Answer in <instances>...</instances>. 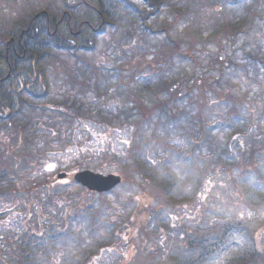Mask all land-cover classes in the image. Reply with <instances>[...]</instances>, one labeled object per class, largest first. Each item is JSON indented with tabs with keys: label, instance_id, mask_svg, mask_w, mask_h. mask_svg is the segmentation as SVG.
<instances>
[{
	"label": "trees",
	"instance_id": "trees-1",
	"mask_svg": "<svg viewBox=\"0 0 264 264\" xmlns=\"http://www.w3.org/2000/svg\"><path fill=\"white\" fill-rule=\"evenodd\" d=\"M23 1L19 7L0 0V128L26 135L17 152L0 149V165L5 154L18 156L25 170L42 165L47 147L28 135L26 111L46 112L42 102L58 85H81L96 98L56 107L70 128L129 127L133 134L127 153H104L101 167L112 166V156L124 170L123 183L109 194L47 179L23 192L1 186L0 174V197H23L28 212L22 231L0 237V264H92L120 242L128 250L118 264H264V86L256 81L252 98L235 85L242 74L250 80L239 57L264 73V61L247 51L262 38L264 0ZM166 9L172 24L154 30L152 21L157 25ZM160 37L163 44L152 51L133 47L148 49ZM106 45L115 65L96 61ZM77 73L84 78L77 81ZM114 101L118 116L105 117V103ZM86 160L74 161L73 169L88 171ZM122 191L138 194L120 202L128 216L113 221L105 198L120 200ZM63 198L74 199L71 210L48 218L44 201ZM184 214L198 221L189 224ZM175 231L180 238H171ZM156 238L160 248L149 253L147 243Z\"/></svg>",
	"mask_w": 264,
	"mask_h": 264
},
{
	"label": "rangeland",
	"instance_id": "rangeland-1",
	"mask_svg": "<svg viewBox=\"0 0 264 264\" xmlns=\"http://www.w3.org/2000/svg\"><path fill=\"white\" fill-rule=\"evenodd\" d=\"M8 1V0H7ZM36 1V3L41 2L45 3L44 0H32ZM177 0H171V3H175ZM191 1V0H190ZM14 4H17L19 7L26 6V2L23 0H13ZM2 7L5 8V3L3 2L0 4ZM16 6V5H15ZM141 7V6H140ZM206 12L209 10L206 9ZM173 11L171 12L170 9H166V12L162 15V17H159L157 22V25H153V22H156L155 20L152 21L151 26L156 31H159L163 26H169L173 22ZM198 29H200V26H197ZM178 30V29H177ZM181 33V32H179ZM260 38L258 41L255 40V47H248L247 51L254 57H259L261 60L264 61V31L262 34L259 35ZM164 37V36H163ZM163 37H160L159 39H151L149 40L150 47L146 46L148 49H143L142 45L140 43H136L133 45L135 50L139 52H143L142 50L146 51H152L153 46H160L163 44L162 39ZM174 38L175 35H173ZM106 41V44H110L111 38L107 36L104 38ZM239 41H242V38H240ZM106 46H101L99 49L100 54H98V57L96 58V61L99 62L103 61L102 64L104 66H108L106 63L115 65V57L109 53V56L106 55L105 49ZM243 41L239 43L238 46H242ZM145 47V46H144ZM209 52H215V49L212 47H209ZM108 53V52H107ZM141 53V54H143ZM241 56V55H239ZM63 60L66 59V56H61ZM93 59V58H90ZM105 59V60H104ZM205 57L201 58V62H205ZM98 62V63H99ZM238 62L240 64L246 65L247 70L249 72V78L250 80H247L245 76L242 74L240 78H238L235 81V85L239 86V94H244L246 92H250V96L252 98H256L259 94L258 88L256 86V81L260 82L264 86V73L263 70L254 67L249 62L245 61L241 57H239ZM73 65V63H71ZM262 70V71H261ZM88 74V73H87ZM77 81H80L84 78L83 75L80 73H77ZM146 78L150 77V74L148 72L145 73ZM87 77V76H86ZM89 77H92V74H89ZM168 79V78H167ZM249 82V86L248 83ZM160 82L157 83V88L160 87ZM81 86V85H77ZM72 88L70 86H61L58 85L53 90L51 97L46 100L45 102H42L44 108H47V111H38V113H35L34 115L30 114L31 112L26 111L28 113L27 116L30 117V119L26 120L32 121V125L29 127L28 135H36L39 140L41 141V144L39 145L42 147V144H46L47 150L44 152V161L42 162V165H36L34 169L25 170L28 167L19 166V158L18 156H12L5 154L4 158L6 160L5 164L0 165V174H4L6 177L1 182V186L5 187H11V189H17L21 191H25L28 187L30 188V184L36 183V182H42L44 179H47L50 182L55 181V177L58 174H67L68 180L63 181L65 183L73 182V178L79 174L83 173L87 170H80L79 172L73 169L74 161L83 162V160H86V165L89 166L88 171L99 174L102 176H121V172H123V167L114 159L112 158L115 163L112 166L104 165L102 166L103 157L105 152H109L111 154L116 155H123L127 153L126 149V142L131 138L133 134V130L129 127L127 128H119L117 130L109 129L105 126H100L97 124H74L73 128H70L69 125L65 124L63 122V119L55 113L56 107H64V105H73L74 103L73 98H77L78 101L80 99H84L87 104L89 102H95L96 98L94 94L91 91L88 90H81L80 87ZM38 104V103H36ZM46 105V106H45ZM106 107H103L105 109L104 116H118V110L120 109L119 103L109 102V104L105 103ZM41 107V106H40ZM26 122H22V124H25ZM21 124V125H22ZM127 126V124H126ZM120 130V131H118ZM26 136V135H25ZM23 134L18 133L17 131H11L6 128L1 127L0 128V149L3 151V148H11L13 147V151L17 152V148L22 147L23 139L26 138ZM72 137V139H70ZM44 138V139H42ZM101 138L104 139L103 143L101 142ZM71 141H73V144H71ZM246 141L248 146H250V143ZM102 143V144H101ZM174 143L178 146L180 145V141L178 139H175ZM19 150V149H18ZM83 150V151H81ZM4 155V154H3ZM83 156V158H82ZM85 162V161H84ZM54 165L56 166L55 173H49L46 171V168L48 165ZM97 169V170H96ZM10 181L13 183L11 184ZM63 183L62 185H64ZM128 191H122L118 195L120 200L117 199L115 195H110L105 198L106 202L112 206V208L115 210L113 216H111V219L113 221H119V216H121V219H124L128 216V213H125L123 211V208L120 207V202H127L131 196L138 193L133 194H127ZM74 198H76L74 196ZM74 199L69 198H63L61 200L50 202L48 200H45L43 203L42 210L45 212V214L48 215V218L50 216L56 217L59 216L61 213H64V211H70L71 210V203ZM25 205V202L23 200V197H12L6 196L5 198L0 197V237L3 238H13V235L18 234L19 231H22L24 229V220L28 214L27 211L23 210V206ZM202 206L201 203L199 206L200 212H202ZM64 210V211H63ZM47 212V213H46ZM39 214L38 211L35 212V215ZM44 214V215H45ZM188 214H184L186 218H188L189 224L195 223L198 221V217L195 216L194 218L187 217ZM189 216V215H188ZM43 221V220H42ZM44 223V222H43ZM33 225L36 224V218H34ZM42 224V222H41ZM178 230V229H177ZM171 238H177L181 237L180 233L175 231L171 235ZM162 238H156L153 239V242L147 243V250L150 253L151 249L160 248L159 244L162 243ZM260 243V250L264 253V234L262 235V238H259ZM128 245L126 243H118V245L114 246L113 248H109L101 253L100 256L94 259L92 264H118L123 261V255L127 252ZM264 256V255H263ZM167 260V257H166ZM264 263V262H263Z\"/></svg>",
	"mask_w": 264,
	"mask_h": 264
},
{
	"label": "water",
	"instance_id": "water-1",
	"mask_svg": "<svg viewBox=\"0 0 264 264\" xmlns=\"http://www.w3.org/2000/svg\"><path fill=\"white\" fill-rule=\"evenodd\" d=\"M46 171L49 173H53L55 171V167L51 169H49L48 167ZM67 179V174H59L54 182L58 183L59 181H64ZM74 181L76 184L82 186L84 189H87L91 193L103 195L108 194L119 187L122 184L123 179L119 176H102L89 171H85L83 173L77 174L74 177Z\"/></svg>",
	"mask_w": 264,
	"mask_h": 264
},
{
	"label": "snow or ice",
	"instance_id": "snow-or-ice-1",
	"mask_svg": "<svg viewBox=\"0 0 264 264\" xmlns=\"http://www.w3.org/2000/svg\"><path fill=\"white\" fill-rule=\"evenodd\" d=\"M48 167H49V169H51L54 167V165L49 164Z\"/></svg>",
	"mask_w": 264,
	"mask_h": 264
}]
</instances>
